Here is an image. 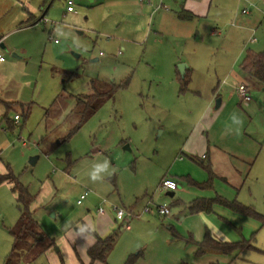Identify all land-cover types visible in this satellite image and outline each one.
Wrapping results in <instances>:
<instances>
[{
  "label": "rangeland",
  "instance_id": "374dc122",
  "mask_svg": "<svg viewBox=\"0 0 264 264\" xmlns=\"http://www.w3.org/2000/svg\"><path fill=\"white\" fill-rule=\"evenodd\" d=\"M70 1L73 12L66 10L67 0H53L41 17L43 0H0V35H6V49L0 48L5 58L0 64V173L9 168L27 187L34 196L35 219L56 242L34 260V252L19 248L11 264H61L58 252L64 264H79L71 252L77 239L71 235L85 232L76 228L84 217L95 220V208L110 209L111 204L134 212L148 204L150 212L132 217L130 230L115 219L109 264H121L125 254L137 252L134 264H264V83L254 81L246 105L226 74L233 61V71H239L245 49H264V15L254 9L243 14L247 2L226 0L227 10L219 15L223 21L211 23L220 13L214 9L198 24L197 35L189 33L193 21L177 37L158 32L150 14L138 16L135 0ZM251 1L264 8V0ZM28 17L38 20L34 26H28ZM211 26L216 33L210 34ZM252 36L256 44L249 43ZM177 56L191 61L185 90L179 63L173 62ZM217 82L233 92L221 109L215 108L219 97L212 98ZM112 84L114 94L73 130L80 120L76 98L95 87L107 91ZM16 102L29 105V112ZM15 113L19 119L10 125ZM232 113L243 120L238 133ZM207 138L238 156L239 183L217 177L213 189H198L178 180L175 195H165L158 183L163 175L206 180L197 142ZM104 158L117 171L92 182L90 164ZM84 191L86 198L77 204ZM192 192L220 194L254 211L248 218L251 229L244 225L242 232L255 248L196 255L188 236L202 238L203 219L173 205L177 198L191 199ZM102 198L107 201L101 203ZM161 204L169 214L155 212ZM18 216L11 183H0V264L11 250L9 228Z\"/></svg>",
  "mask_w": 264,
  "mask_h": 264
},
{
  "label": "crops",
  "instance_id": "0c3cea01",
  "mask_svg": "<svg viewBox=\"0 0 264 264\" xmlns=\"http://www.w3.org/2000/svg\"><path fill=\"white\" fill-rule=\"evenodd\" d=\"M69 1L70 0H67L66 10H67V5H68ZM134 2H137V0L133 1V4H134ZM238 2L239 3L247 2V6H245V7L243 6L242 8H248V12L243 13V14L250 13V9H254V11H257V12H260L261 14H263V9L258 8L256 3L251 1V0H238ZM159 3H161L162 6L158 9H155V6L158 5ZM164 3L167 6H165ZM226 3H227L226 0H150L149 2H143V3L137 2L136 4L139 6L140 10L136 14L140 17H145L148 14H150V17L151 16L155 17V23H156V26L158 28V32H160V33L172 32L173 35H175L177 37H180V35H181L180 33H182L184 30H186V26L184 25L186 22L192 23L194 21L195 22V29L193 31L191 30L189 33L191 35H197L200 31L198 28V24H200V22L203 20H207L209 14L212 12V10L215 9V12L220 11V13H216V15L210 19L211 23H213L215 25V23H219V22L223 21V17H220L219 15L221 13H223V10L224 11L227 10V6L225 5ZM42 4H43V2H42ZM251 4H253V6ZM161 8H163V10L165 12H160ZM180 9H185L186 11H189L192 14V18H190L188 20H182V19L178 18V11H180ZM68 12H73V9L68 11ZM45 13H42L41 17H43V15ZM156 17H157V21H156ZM27 19L29 22L28 26H34L36 24V22L38 21V20L37 21L34 20L35 17H28ZM17 28H19V27H17ZM209 32H210V34H214L217 31H215V27L211 26ZM5 38H6V35H0V48L6 49V46L3 43ZM248 40H249V43H255L256 44V42H257V39L253 36L250 37ZM192 52H194V51L192 50L191 53ZM0 53L3 55V52L1 51V49H0ZM11 53H12V55L14 54L13 56L19 57L14 52H11ZM2 61H3L2 63H4L5 58ZM181 61H185L187 63V64L185 63L186 67L184 68V75H187V77H189L192 74L191 61L187 60V59L183 60L180 56L173 58L174 63H176V62L180 63ZM240 61H239V63H240ZM233 63L235 64V62L233 61L232 64L227 65L226 74L232 78L234 89H235V86L237 84L242 83L247 87L249 94H250L251 90L256 86V83H254V81H257V80L252 78L250 75L245 74L240 69L239 63H238L239 71H233V69H232V68H234V66H232V65H234ZM257 82L261 83L259 81H257ZM91 83H94V81H91ZM215 86H216V88H215L216 90H215V93H213L212 98L214 99V98L219 97V100L216 102L215 108L221 109V108L226 106L224 99L225 98L230 99V97L233 95V92L230 91V93L228 94L226 88H224V89H223V87H222V89L219 88L218 82L216 83ZM219 90L221 91V94H219V92H220ZM212 98L210 99L209 103H207V105L205 106L207 111L209 110V105L211 104ZM247 103L248 102H246L245 104L247 105ZM14 123H17V122H14ZM190 150L194 151L193 147H190ZM197 151L201 153L200 159L202 160L204 158L208 162L210 169L213 173V177H214L213 180L218 177V178L224 179L228 184H229V182L234 184V185H236V183H239L240 177L242 175V171L238 168V163L235 162V160L236 161H240V160L238 159V156H235L233 154L232 150H230L228 148V146L217 145L216 143H214L213 141H211L207 138L206 141H202V142L198 141L197 142ZM241 162H243V160H241ZM229 166H231L230 169H228ZM5 172H2V173H5ZM2 173H0V174H2ZM206 174H207V172H206ZM182 176H188L196 182L205 181V180L197 181V180L193 179L190 176V174H186V175L178 174L175 179L172 178L170 175H163L160 178V180L163 177H168V178L172 179L173 181L177 182L178 180H182L181 179ZM206 179H207V177H206ZM4 182H6V181H4ZM1 183H3V182H1ZM191 187H194V186H191ZM194 188H196V187H194ZM198 189H200V188H198ZM211 189H213V188H211ZM162 191H165V195H168L167 193L172 192V195H168V196L175 195V191H170V190H162ZM189 194L193 195L191 199L185 201L181 198H177L173 202V205L185 207L189 214H198L202 217L204 225H205L202 238L205 234H208L212 239L219 241V242H224V241L232 242V241H238L241 238H245L243 235V232H242V230H243L242 226L246 225L247 228L251 229V225H253L248 219V218H250L249 216L243 215V214L238 213V212H234L231 209L224 207V206H221L219 204H213L211 212L199 211V212L190 213L188 211L189 203L194 198L206 197V196H198L200 194L195 193V192H192V194L188 193V195ZM216 195H220V194H216ZM216 195H214V196H216ZM214 196H211V197H214ZM220 196H222V195H220ZM222 197H224V196H222ZM224 198H226V197H224ZM227 200H230V199H227ZM231 200H233V199H231ZM82 201L80 202V204L82 203ZM154 201H155V199H153L152 196H150L149 199L147 200V202H149V203H152ZM146 205H148V204H145V206ZM86 211L90 213L91 210H90V208L86 207ZM131 211H133V210L131 209ZM112 212L113 211H111V208L110 209H106V208L104 209L103 208L100 211L98 210V207L95 208V214H96L95 220L94 221L92 220L93 222L89 221V220L86 222V221H84L86 219L84 217V220L82 221V227L76 228L77 231L79 229H83L85 232L75 234V235H71L72 239H77V241H75V243L71 247V252L75 255L79 264H89L90 263V258L87 254V249L95 242V236L90 231H88L86 228H88L89 230L95 231L100 236H104V235L110 233L111 232L110 229L113 231L114 230V224H116L114 222L115 216H113ZM134 213H137V216H140L144 212H142V210L141 211L136 210ZM128 229L129 230L131 229L130 224H129V228H127V230ZM49 237H51V236H49ZM188 240L190 242L196 244V247H197V243L200 241V240L193 239V237L191 235L188 236ZM249 248H251V247H249ZM49 249L50 248H48L46 250H49ZM195 250H196V248H195ZM109 252L107 254H109ZM217 252H219V251H217ZM205 253H206V251L204 252V254ZM128 254L129 253L125 254L123 259L121 258L122 259L121 264L124 262V260ZM235 255H237V254L235 253ZM57 256L59 258L60 263L64 264L63 259L61 258L59 252H58ZM106 256L108 257V255H106ZM107 257H105V261L97 260V261H94L92 264H109L107 262Z\"/></svg>",
  "mask_w": 264,
  "mask_h": 264
},
{
  "label": "trees",
  "instance_id": "16d2710c",
  "mask_svg": "<svg viewBox=\"0 0 264 264\" xmlns=\"http://www.w3.org/2000/svg\"><path fill=\"white\" fill-rule=\"evenodd\" d=\"M53 0H43V6L45 13ZM178 18L182 20H188L192 18V14L185 9L178 11ZM240 69L247 75H250L255 80L264 83V49L262 51H254L250 48L245 49L244 55L239 63ZM181 90H185L187 84V75L181 77ZM94 87V86H93ZM115 84H112L111 88L107 91H100L96 87L90 94L80 95L76 98V106L79 108L77 113L80 114L79 123L76 124L73 130L84 122L83 120L90 114H93L101 105V103L108 98V96L114 94ZM22 107L23 113L29 112V105L25 103L16 102ZM17 114V113H15ZM13 120L10 121V125L14 124ZM199 165L207 172V179L203 182H196L188 176H182L181 179L187 182L188 185L194 186L200 189H211L213 183V173L210 169L208 162L203 158L199 161ZM11 183V190L14 193L15 200L17 202L19 216L16 224L9 228V234L12 238L11 250L6 257L4 264H11L14 254L19 248H24L26 252H34L32 260L43 253L46 249L55 245L53 237H49L42 231L38 221L34 217V207L32 203L34 196L28 191L27 187L17 181L12 172L7 168L5 173L0 174L1 182ZM213 204H219L227 207L234 212L241 213L243 215L254 217L256 213L249 207L241 204L237 200H227L226 198L216 195L214 197H197L194 198L188 206L190 213L205 211L211 212ZM95 236V242L87 249V254L90 258V263L94 261H105V257L112 247L114 242L115 232L112 231L104 236L98 235L95 231L89 230ZM254 248L251 243V238H241L238 241L232 242H219L212 239L208 234H205L203 238L197 243L195 254L201 256L206 250H216L221 253L238 252L244 248ZM139 256L137 253H129L122 264H134Z\"/></svg>",
  "mask_w": 264,
  "mask_h": 264
},
{
  "label": "built area",
  "instance_id": "2783aa9c",
  "mask_svg": "<svg viewBox=\"0 0 264 264\" xmlns=\"http://www.w3.org/2000/svg\"><path fill=\"white\" fill-rule=\"evenodd\" d=\"M150 0H137V2L139 3H143V2H149ZM253 6V4H251ZM162 6L161 3H159L158 5L155 6V9H158ZM72 5H71V1L68 2L67 5V10L70 11L72 10ZM242 13H247L248 12V8H242L241 10ZM263 14H264V8H263ZM0 59H4L3 55L0 53ZM235 90L238 92L240 98L242 101L247 102L250 100V94L249 91L247 89V87L240 83L237 84L235 86ZM19 119V115L15 114L13 116V120L14 122H17ZM159 187L162 190H170V191H174L177 189V183L175 181H173L172 179L168 178V177H163L160 182H159ZM88 194L87 191L82 192L79 197L76 200L77 204H80V202L86 197V195ZM105 201H107L106 198H102L101 199V203H104ZM156 212L159 215H167L170 213V208L165 205V204H161V205H156ZM103 207L99 206L98 210H102ZM111 209L114 211L115 214V219L119 222H121V224H123L125 226V228H129V220L134 217L137 216V213H134L133 211L129 210V209H125L124 207H120L117 206L115 204H111ZM142 212L147 213L150 212V207L149 206H144L142 209Z\"/></svg>",
  "mask_w": 264,
  "mask_h": 264
},
{
  "label": "clouds",
  "instance_id": "9594fccd",
  "mask_svg": "<svg viewBox=\"0 0 264 264\" xmlns=\"http://www.w3.org/2000/svg\"><path fill=\"white\" fill-rule=\"evenodd\" d=\"M0 59V63H2ZM230 120L232 124L237 125L236 132H239V127H242L243 120L240 115L237 113H232L230 115ZM117 171L115 167L111 165V162L108 158H104L102 162L93 161L90 164V171L88 173L89 179L92 182L103 181L105 176H111Z\"/></svg>",
  "mask_w": 264,
  "mask_h": 264
},
{
  "label": "water",
  "instance_id": "95a60500",
  "mask_svg": "<svg viewBox=\"0 0 264 264\" xmlns=\"http://www.w3.org/2000/svg\"><path fill=\"white\" fill-rule=\"evenodd\" d=\"M1 46H2V45H1ZM13 55H14V54H13ZM177 67H178V71H179L180 75L183 76V74H184V68L186 67V64H185V63H179V64L177 65ZM35 158H36V157H32V158L30 159V161L33 162ZM167 194H168V195H172V192H169V193H167Z\"/></svg>",
  "mask_w": 264,
  "mask_h": 264
}]
</instances>
